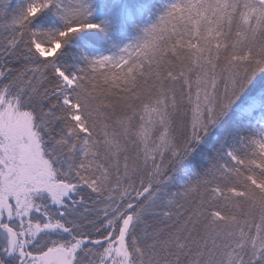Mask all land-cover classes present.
<instances>
[{"label":"snow or ice","instance_id":"6c2138e0","mask_svg":"<svg viewBox=\"0 0 264 264\" xmlns=\"http://www.w3.org/2000/svg\"><path fill=\"white\" fill-rule=\"evenodd\" d=\"M0 264H264V0H0Z\"/></svg>","mask_w":264,"mask_h":264},{"label":"trees","instance_id":"16d2710c","mask_svg":"<svg viewBox=\"0 0 264 264\" xmlns=\"http://www.w3.org/2000/svg\"><path fill=\"white\" fill-rule=\"evenodd\" d=\"M146 2L155 5L156 7H159L160 5H162L165 0H146Z\"/></svg>","mask_w":264,"mask_h":264}]
</instances>
